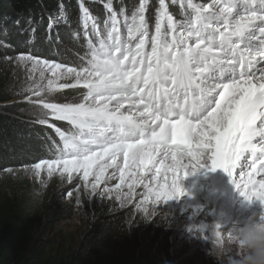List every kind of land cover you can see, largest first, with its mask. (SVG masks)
I'll list each match as a JSON object with an SVG mask.
<instances>
[{"label": "snow or ice", "instance_id": "obj_1", "mask_svg": "<svg viewBox=\"0 0 264 264\" xmlns=\"http://www.w3.org/2000/svg\"><path fill=\"white\" fill-rule=\"evenodd\" d=\"M177 2L180 18L167 0L150 18L148 0L131 12L107 0L102 21L81 3L87 48L80 65L18 56L29 77L23 92L39 109L35 122L51 117L71 130L55 129L54 159L6 171L30 168L37 179L68 181L80 174L91 195L118 173L115 198L127 203L142 185L136 207L148 214L150 202L185 194L186 169H222L242 197L264 205V0ZM69 88L83 89L78 100L49 99ZM212 240H223L221 225Z\"/></svg>", "mask_w": 264, "mask_h": 264}, {"label": "trees", "instance_id": "obj_2", "mask_svg": "<svg viewBox=\"0 0 264 264\" xmlns=\"http://www.w3.org/2000/svg\"><path fill=\"white\" fill-rule=\"evenodd\" d=\"M106 2L0 0V42L10 46L7 56L32 55L67 66H78L87 48V37L79 22L80 5L82 3L92 16L102 21L107 15L104 8ZM167 2L170 12L180 18L179 3ZM137 3L138 0H113L117 11L124 8L131 12ZM61 6L64 14L57 15ZM157 7L158 0H148L150 18ZM57 16L61 20H55ZM50 24L52 27H49ZM4 50L0 46V51ZM4 56L0 53V103L25 94L17 78L10 82V77L12 80L13 77L4 70ZM82 93L80 88L64 89L53 99L56 102L78 100ZM25 105V102L0 104L1 174H5L7 169L16 170L43 159H54L53 142L56 145L61 143L55 129L71 130L68 122L51 117L48 124L36 123V119L32 120L27 115L29 107ZM26 184L22 187L0 177V264H163L174 233L172 224L177 221L176 212L162 210L150 222L137 220V225L131 227L130 215L115 210L112 201L85 198L82 202L80 243L65 257H60L44 251L37 242L44 236L47 227L70 218L74 206L69 203L70 199L64 201L61 198L58 182H45L33 193L29 190V183ZM185 212L191 213L188 208ZM167 213H172L173 218ZM208 264H217V261L210 256Z\"/></svg>", "mask_w": 264, "mask_h": 264}, {"label": "rangeland", "instance_id": "obj_3", "mask_svg": "<svg viewBox=\"0 0 264 264\" xmlns=\"http://www.w3.org/2000/svg\"><path fill=\"white\" fill-rule=\"evenodd\" d=\"M56 14H61V7ZM59 19L61 20L60 16H57L55 20L58 21ZM0 46L5 49L4 51H0V53L5 55L3 57V61H6L3 62L5 64L4 70L8 71L13 77V80L10 77V82L14 81V78H17L18 84L24 90L29 85L28 71L24 64L16 62V58L24 54L7 56V49L10 46L3 42H0ZM35 78L38 79V73ZM28 95L30 93H25L21 98H14L8 102L10 104L25 102V107H29L26 113L34 120L36 116L33 114L38 113L39 109L26 99ZM54 96L56 94L49 97V99H53ZM32 99L35 100L36 97H32ZM113 171V169L108 170L109 174ZM186 171L189 173L187 178L182 177L181 180L185 194L179 198H173L166 202L162 201L158 204L150 202L148 204V214H145L136 207L143 199V194L145 193L142 185L136 186L132 199L128 200L127 203L122 204L121 201L115 198V185L119 183L118 173L115 178L106 180L101 188L97 189L96 195H91L90 191L84 188V181L80 174H74L71 181H68L66 177L61 178L58 174H54L53 177L49 178L46 176V173L42 174V179H37L29 168L27 172L15 171L14 173H10L6 171L5 174H1L3 173L1 172L0 177L6 179L7 182L15 183L22 187H25L26 183H29L28 187H30L29 190L32 193L39 185L43 186L45 182L53 180L59 183L58 193L61 198L64 201L70 199L69 203H72L74 206L70 218L47 227L44 236L41 234L42 237L37 242L40 248L44 251H49L52 255L65 257L66 254H69L78 247L83 228L82 202L85 198H95L112 201L115 210H120L123 213L127 212L130 215L129 225L131 227L137 225V220H144L146 223L154 217L157 218L162 210L176 212L177 221H174L172 224L174 233L170 239V245L166 251L163 264H208V258L211 256L209 255V250L212 247V231L214 226L217 224L222 226V239L224 240L227 237V231L230 230L234 223L242 221L253 212L264 213V205L258 201H247L242 197L222 169H217L213 172L207 168H202L200 171L197 170V173L194 175L191 174L192 169H186ZM209 173L212 174V178L209 176ZM89 179L91 180L92 177ZM30 183H32L31 186L33 185L32 188ZM104 187L112 191L101 195ZM77 189L79 192H77ZM123 191L126 192L127 188L125 187ZM68 192H72V196L66 195ZM77 195H79V203H77ZM185 208H188L191 213H186ZM179 209H183V211H178ZM200 211H202L201 215H199ZM172 213H167V215L173 218ZM205 237L208 238L206 239Z\"/></svg>", "mask_w": 264, "mask_h": 264}, {"label": "clouds", "instance_id": "obj_4", "mask_svg": "<svg viewBox=\"0 0 264 264\" xmlns=\"http://www.w3.org/2000/svg\"><path fill=\"white\" fill-rule=\"evenodd\" d=\"M229 231L224 240L213 241L209 250L217 264H264V213L253 212Z\"/></svg>", "mask_w": 264, "mask_h": 264}, {"label": "water", "instance_id": "obj_5", "mask_svg": "<svg viewBox=\"0 0 264 264\" xmlns=\"http://www.w3.org/2000/svg\"><path fill=\"white\" fill-rule=\"evenodd\" d=\"M7 103H9V102H1L0 104H7Z\"/></svg>", "mask_w": 264, "mask_h": 264}, {"label": "bare ground", "instance_id": "obj_6", "mask_svg": "<svg viewBox=\"0 0 264 264\" xmlns=\"http://www.w3.org/2000/svg\"><path fill=\"white\" fill-rule=\"evenodd\" d=\"M209 176L212 178V174L211 173H209Z\"/></svg>", "mask_w": 264, "mask_h": 264}]
</instances>
